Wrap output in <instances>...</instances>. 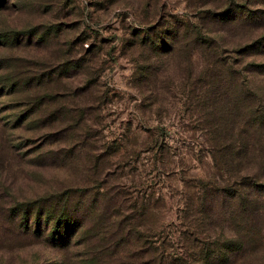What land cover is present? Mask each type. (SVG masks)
Segmentation results:
<instances>
[{
    "label": "rangeland",
    "instance_id": "1",
    "mask_svg": "<svg viewBox=\"0 0 264 264\" xmlns=\"http://www.w3.org/2000/svg\"><path fill=\"white\" fill-rule=\"evenodd\" d=\"M239 5L264 15V0H2L0 264H264V193L244 214L227 195L264 186V16L217 17ZM33 204L79 220L66 246L20 228Z\"/></svg>",
    "mask_w": 264,
    "mask_h": 264
},
{
    "label": "trees",
    "instance_id": "2",
    "mask_svg": "<svg viewBox=\"0 0 264 264\" xmlns=\"http://www.w3.org/2000/svg\"><path fill=\"white\" fill-rule=\"evenodd\" d=\"M2 6V0H0V7ZM235 14V15H234ZM232 16H240L243 17L247 21H253V20H260L263 18V14H258L254 11H247L244 6L239 5L236 6V9H225L223 12L217 15L218 20L220 21H226L231 19ZM264 42V37L262 39ZM234 191L233 193L227 194L229 198L234 199L237 202V205H239V210H241V214H244L248 210V192L251 189H254L257 193H264V186L252 183L250 179L247 177H240L237 183H234ZM205 190V189H204ZM204 199L206 198H214V194H205L203 195ZM202 208V207H201ZM203 209V208H202ZM22 217L20 219V228L23 230H28L29 225L32 226V234L35 236L40 237L42 233L41 226L50 225V229L45 235V238L43 239L45 242L48 241L54 246H66L69 242V240L73 237L75 232L77 233L80 228L79 220L72 216V213L66 214L59 213L55 214L54 209L53 210H45L42 206H38L36 204H33L31 206H24L22 209ZM63 212V211H62ZM204 212V209L203 211ZM200 212V213H201ZM33 216V217H31ZM45 222V223H44ZM238 248H240V245H237L235 241H229L225 242L222 245H218L214 247V252L211 253H217V257H224L226 255V252L232 253L236 251ZM203 256H206L209 254L208 252H204ZM212 256V255H211ZM205 258V257H203ZM208 259V257H207ZM206 259V260H207Z\"/></svg>",
    "mask_w": 264,
    "mask_h": 264
}]
</instances>
